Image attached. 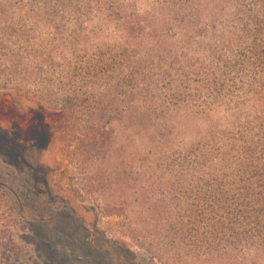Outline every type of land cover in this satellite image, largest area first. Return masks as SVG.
<instances>
[{
	"label": "trees",
	"instance_id": "obj_1",
	"mask_svg": "<svg viewBox=\"0 0 264 264\" xmlns=\"http://www.w3.org/2000/svg\"><path fill=\"white\" fill-rule=\"evenodd\" d=\"M0 91L153 261L264 264V0H0Z\"/></svg>",
	"mask_w": 264,
	"mask_h": 264
},
{
	"label": "rangeland",
	"instance_id": "obj_2",
	"mask_svg": "<svg viewBox=\"0 0 264 264\" xmlns=\"http://www.w3.org/2000/svg\"><path fill=\"white\" fill-rule=\"evenodd\" d=\"M61 124L60 115L0 91V260L158 264L122 234L120 219L80 199L83 175L68 168Z\"/></svg>",
	"mask_w": 264,
	"mask_h": 264
}]
</instances>
